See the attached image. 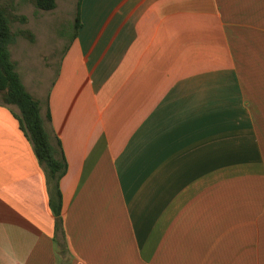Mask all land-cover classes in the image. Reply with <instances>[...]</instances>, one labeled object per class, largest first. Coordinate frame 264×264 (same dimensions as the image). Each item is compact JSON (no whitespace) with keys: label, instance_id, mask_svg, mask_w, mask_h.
<instances>
[{"label":"crops","instance_id":"0c3cea01","mask_svg":"<svg viewBox=\"0 0 264 264\" xmlns=\"http://www.w3.org/2000/svg\"><path fill=\"white\" fill-rule=\"evenodd\" d=\"M80 23L40 102L64 235L0 104V264H264V0H82Z\"/></svg>","mask_w":264,"mask_h":264},{"label":"rangeland","instance_id":"374dc122","mask_svg":"<svg viewBox=\"0 0 264 264\" xmlns=\"http://www.w3.org/2000/svg\"><path fill=\"white\" fill-rule=\"evenodd\" d=\"M56 4L54 10L42 11L36 8L34 0H0L1 7L11 19L13 32H25L24 35L17 34L10 45L17 71L26 89L44 105L59 72L64 50L74 33L76 0H56ZM181 108L173 107L172 123L158 122V142L161 140V130L165 129L164 125H171L173 131L182 128V123L175 120L174 116L181 114ZM177 150L178 146L174 145L172 153L167 151V154H160L158 148L157 160L161 162L171 159L174 169L180 167L181 164L177 162L184 154Z\"/></svg>","mask_w":264,"mask_h":264},{"label":"trees","instance_id":"16d2710c","mask_svg":"<svg viewBox=\"0 0 264 264\" xmlns=\"http://www.w3.org/2000/svg\"><path fill=\"white\" fill-rule=\"evenodd\" d=\"M82 0H76L74 33L66 46H69L76 37L81 26L80 8ZM37 9L52 11L56 8V0H34ZM24 31L13 32L11 19L7 11L0 5V104L15 107L13 112L18 121L19 128L29 140L38 164L42 168L46 181L49 198V207L54 216V232L63 237L62 194L60 180L66 174L67 162L58 138L54 137L47 128L51 123L50 110L46 115L41 114V103L25 87L12 59L10 45L13 44L17 34L24 35Z\"/></svg>","mask_w":264,"mask_h":264}]
</instances>
